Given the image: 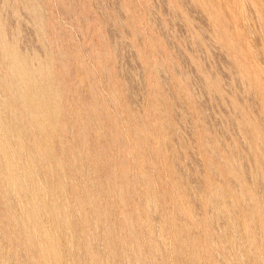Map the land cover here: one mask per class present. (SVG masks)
<instances>
[{
  "label": "rangeland",
  "instance_id": "obj_1",
  "mask_svg": "<svg viewBox=\"0 0 264 264\" xmlns=\"http://www.w3.org/2000/svg\"><path fill=\"white\" fill-rule=\"evenodd\" d=\"M0 264H264V0H0Z\"/></svg>",
  "mask_w": 264,
  "mask_h": 264
}]
</instances>
